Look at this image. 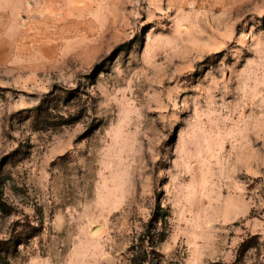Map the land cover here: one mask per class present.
<instances>
[{
  "label": "rangeland",
  "instance_id": "obj_1",
  "mask_svg": "<svg viewBox=\"0 0 264 264\" xmlns=\"http://www.w3.org/2000/svg\"><path fill=\"white\" fill-rule=\"evenodd\" d=\"M0 264H264V0H0Z\"/></svg>",
  "mask_w": 264,
  "mask_h": 264
},
{
  "label": "trees",
  "instance_id": "obj_2",
  "mask_svg": "<svg viewBox=\"0 0 264 264\" xmlns=\"http://www.w3.org/2000/svg\"><path fill=\"white\" fill-rule=\"evenodd\" d=\"M142 241H144V239H142ZM251 240H245L240 247V252L242 255H244V253L249 250V248H251L253 246V243L250 242Z\"/></svg>",
  "mask_w": 264,
  "mask_h": 264
}]
</instances>
